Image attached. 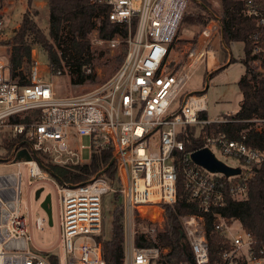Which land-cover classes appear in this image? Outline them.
<instances>
[{
	"label": "built area",
	"instance_id": "built-area-1",
	"mask_svg": "<svg viewBox=\"0 0 264 264\" xmlns=\"http://www.w3.org/2000/svg\"><path fill=\"white\" fill-rule=\"evenodd\" d=\"M89 1L106 6L108 20L127 30L125 39L116 36L108 41L112 47L123 42V62L95 89L57 96L52 84L39 75L35 60L29 84L20 86L11 78L7 62L0 60V132L23 136L30 153L28 160L13 161L11 155L2 164L17 169L0 175V264H49V254L58 257V264H105L97 238L102 233L103 202L108 194H116L120 200L122 264H162L160 260L169 248L159 243L157 234L163 228L164 206L177 201L178 177H182L191 199L207 213L220 206L227 195L238 201L245 199L249 183L264 160V151L246 144L243 133L230 139L225 133L204 131L203 148H209L216 157L218 153L239 162L230 167L239 168L240 174L225 177L192 163L191 153L185 152L183 142L177 139L186 126L245 122L248 129L264 131V118L232 120L231 113H224L200 119L199 113L207 111L204 98L195 94L181 98L192 70L200 63L213 68L217 62L215 53L222 47L218 18L210 20L188 47L185 67L173 72L167 57L187 0ZM239 1L245 5L243 15L254 20L257 27L251 36L250 56L255 57L251 65L264 78V0ZM179 97L180 105L171 110ZM75 136H87L91 152L111 151L113 180L95 175L84 184H61L32 154L39 150L62 166L84 163L70 142ZM23 181L28 197L40 183L49 184L55 191L58 240L50 250H41L33 242L29 207L21 214ZM214 216L215 229L228 244L214 264H264V239H255L237 220ZM43 221L37 218L35 227L40 228ZM233 223L236 233L230 232ZM142 224L153 229H139ZM180 227L192 264H211L203 217L183 216ZM139 233L153 245H137ZM54 249L56 252L51 251Z\"/></svg>",
	"mask_w": 264,
	"mask_h": 264
},
{
	"label": "trees",
	"instance_id": "trees-1",
	"mask_svg": "<svg viewBox=\"0 0 264 264\" xmlns=\"http://www.w3.org/2000/svg\"><path fill=\"white\" fill-rule=\"evenodd\" d=\"M7 1L0 0V11ZM34 1L26 0L27 6L31 7ZM220 1L221 17L219 20L222 46L229 48L233 43H241L243 45V57L240 62L245 66V74L237 84L242 98L238 110L229 117L232 120L244 121L252 118H264V78L259 77L256 70L251 66L255 57L250 56L252 50L251 36L257 32L256 24L254 20L243 15L242 11L245 6L243 2L239 0ZM45 4L48 10L46 34L26 13L22 16L12 37L9 40L0 41V45L9 48L7 67L11 78L16 80L20 86L29 84L28 75L34 62L32 50L34 46H37L46 55L50 71L53 74L56 75L58 71L62 73L66 69L73 85L93 82L92 71L86 73L87 68H92L93 58L88 39L89 34L96 31L98 37L105 41L116 36L125 39L127 37L125 26L111 23L107 18L108 8L91 4L89 0H45ZM205 6L200 5V8L206 17L197 14L191 16V19L185 20L189 25L200 27L193 42L196 41L204 26L213 19L208 13V6L206 4ZM124 57L125 50L117 57L118 65H121ZM232 62L233 59L231 58L230 63ZM262 65L264 66V61H262ZM198 116L200 119H209L207 111L199 113ZM248 126L245 122L212 124L208 127L186 126L178 134L177 139L183 142L185 152L192 153L203 148L202 133L204 131L225 133L230 139H237L243 133L246 136V144L264 151V131L258 133L248 129ZM0 140L5 146L7 155H10L15 147H27L28 145L23 136H14L10 133L3 132ZM35 157L42 168L49 171L59 183L68 185L87 183L105 169L112 160L111 151L104 149L93 150L88 162L75 165L55 164L48 155L39 150L35 151ZM103 177L109 180L114 179V165L103 174ZM114 199L119 201V196L115 194ZM189 215L203 217L211 264L218 260L224 249H228L224 237L215 229L217 220L214 215H219L228 221L237 220L242 228L251 233L255 239H264V160L249 183L245 199L238 201L227 195L220 206L207 213L203 212L198 201L191 199L182 177H178L177 201L175 204L164 206V224L162 230L157 234L159 243L163 247L169 248V252L160 260L162 264H179L181 262L192 264V257L186 246L185 236L180 237V218ZM121 220L122 212L120 205H117L112 210L109 236L101 233L97 238L102 243V256L105 264H122L123 232ZM137 245L152 246L153 242L146 241L143 234L139 233ZM46 259L49 264H58V257L54 254L46 255Z\"/></svg>",
	"mask_w": 264,
	"mask_h": 264
},
{
	"label": "rangeland",
	"instance_id": "rangeland-1",
	"mask_svg": "<svg viewBox=\"0 0 264 264\" xmlns=\"http://www.w3.org/2000/svg\"><path fill=\"white\" fill-rule=\"evenodd\" d=\"M205 4L208 6V13L211 14L213 19H220L221 17L220 0H187L185 10L179 22L175 37L170 45L167 57L169 68L173 72H180L185 67L187 62L186 51L188 47L195 42H193V39L200 29L199 26L189 25L185 20H188L191 16H196L197 14L206 17L205 13L200 8V5L206 7ZM26 13L34 19L43 33H47L48 10L45 0H35L31 7L27 6L26 0H8L0 11V22L2 24L0 26V32L2 33L0 41L9 40L12 37L14 30L18 27L22 19V16ZM88 39L93 55L91 71L94 75V81L83 85H73L70 82V76L66 69H64L61 75L53 74L50 71L48 60L44 52H42L37 46L33 47L32 57L33 60L38 63L39 75L45 82H50L52 84L57 96H69L93 90L112 77L120 66L118 65L117 57L125 50L123 42L120 41L119 45L112 47L108 41L100 39L96 31H92L89 34ZM8 56L9 48L0 45V60L7 62ZM242 57L243 45L241 43H233L229 48L222 46L220 50L215 53V59L218 62L214 67V69H216L209 73L206 72L204 63L198 64L189 76L182 92L183 96L192 94L199 95L200 92L204 91L207 83L208 88L204 94L206 96L208 117L213 119L223 112L235 113L238 110L239 101L241 100V93L238 90L237 84L245 74V66L240 62ZM231 58L233 59L232 63H230ZM213 72L215 73L211 76ZM206 75L209 78L207 82ZM180 99L181 98L179 97L174 102L171 110L178 108L181 102ZM3 132L10 133L8 131H1L0 136ZM70 142L73 147H77L76 153L81 162H88L91 154L89 138L87 136H75ZM215 154L221 161L229 166L233 167L239 165L238 160L235 158H227L223 157L221 154ZM11 155H13V161L30 159V153L26 147L14 148L10 155H7L5 146L0 140V175L16 171L17 167L15 165H2L7 162ZM39 188H43V191L41 192L39 199L35 200L34 193ZM47 194H50L51 196L52 226L47 224L46 215L40 207L41 201ZM20 199L21 214H26L28 207L30 209L32 239L34 244L41 250L52 249L58 240L57 203L54 189L47 183H40L31 189L28 197L25 182L23 181L21 185ZM119 204L120 200L116 201L113 194H108L104 197L102 234L105 233L106 236H109L111 231L112 210ZM37 218H42L44 220L40 228L35 227V221ZM235 225V223L232 224L230 229L231 233H236ZM141 228H148L151 230L153 229V226L148 227L146 224H142L139 229ZM30 249L44 256V253L41 250H37L32 246H30ZM51 251L56 252V249Z\"/></svg>",
	"mask_w": 264,
	"mask_h": 264
},
{
	"label": "water",
	"instance_id": "water-1",
	"mask_svg": "<svg viewBox=\"0 0 264 264\" xmlns=\"http://www.w3.org/2000/svg\"><path fill=\"white\" fill-rule=\"evenodd\" d=\"M33 156H35V152L32 151ZM190 160L192 163H194L196 166L201 167L205 171L209 173H220L223 174L225 177H231L234 175L240 174L239 168H232L219 160L212 151L207 148H201L197 151L192 152L190 155ZM113 165V159L110 161L109 165L100 171L96 176L103 175L111 166ZM43 191V188H39L34 193V199L38 200L41 192ZM41 209L44 211L47 219V224L49 226H52V213H51V196L50 194H47L44 199L40 203ZM183 236V232L180 230V237Z\"/></svg>",
	"mask_w": 264,
	"mask_h": 264
},
{
	"label": "crops",
	"instance_id": "crops-1",
	"mask_svg": "<svg viewBox=\"0 0 264 264\" xmlns=\"http://www.w3.org/2000/svg\"><path fill=\"white\" fill-rule=\"evenodd\" d=\"M217 61V60H216ZM216 64H218V62H216ZM215 63H214V67H215V65H216ZM214 67L213 68H207L206 66H205V69H206V72H209V73H211L213 70H215L214 69ZM208 77L206 76V82L208 81ZM208 88V84L206 83V86H205V89H204V91H202V92H200L199 94H202L201 96L204 98V100H205V104H206V96H205V94H204V92L206 91V89ZM242 98V97H241ZM241 101V100H240ZM240 101H239V103H240ZM206 108H207V104H206ZM224 113H231L232 114V112H223V113H221V114H224ZM220 114V115H221ZM217 116H219V115H217Z\"/></svg>",
	"mask_w": 264,
	"mask_h": 264
},
{
	"label": "bare ground",
	"instance_id": "bare-ground-1",
	"mask_svg": "<svg viewBox=\"0 0 264 264\" xmlns=\"http://www.w3.org/2000/svg\"><path fill=\"white\" fill-rule=\"evenodd\" d=\"M210 62H212V60H210Z\"/></svg>",
	"mask_w": 264,
	"mask_h": 264
}]
</instances>
